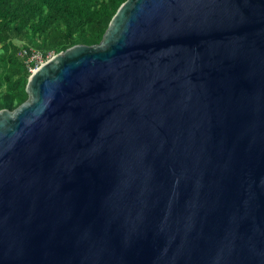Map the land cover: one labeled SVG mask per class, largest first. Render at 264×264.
Masks as SVG:
<instances>
[{"label":"water","instance_id":"water-1","mask_svg":"<svg viewBox=\"0 0 264 264\" xmlns=\"http://www.w3.org/2000/svg\"><path fill=\"white\" fill-rule=\"evenodd\" d=\"M0 109V264H264V0H125Z\"/></svg>","mask_w":264,"mask_h":264},{"label":"trees","instance_id":"trees-1","mask_svg":"<svg viewBox=\"0 0 264 264\" xmlns=\"http://www.w3.org/2000/svg\"><path fill=\"white\" fill-rule=\"evenodd\" d=\"M125 0H0V109L28 98L26 85L36 61L75 44L99 43Z\"/></svg>","mask_w":264,"mask_h":264},{"label":"built area","instance_id":"built-area-1","mask_svg":"<svg viewBox=\"0 0 264 264\" xmlns=\"http://www.w3.org/2000/svg\"><path fill=\"white\" fill-rule=\"evenodd\" d=\"M20 54H21L22 56H26V57L28 56V57H27V58H28V59H27V62H28V63H29L30 61H32V60H35V61H36V63H37L36 66H34V67H30L31 72H32L35 68H37L40 64L43 63V61H41V63H40L37 54H39V55L41 56L42 59H44V58H43V56H42L40 53H38V52H33L32 54L29 55L27 49H24V50L21 51Z\"/></svg>","mask_w":264,"mask_h":264},{"label":"rangeland","instance_id":"rangeland-1","mask_svg":"<svg viewBox=\"0 0 264 264\" xmlns=\"http://www.w3.org/2000/svg\"><path fill=\"white\" fill-rule=\"evenodd\" d=\"M37 55H38V59H39V61L41 63V61H43V62L46 61L48 58L52 57L54 54L53 53H50L49 56H48V58H46V59H42L39 54H37Z\"/></svg>","mask_w":264,"mask_h":264}]
</instances>
